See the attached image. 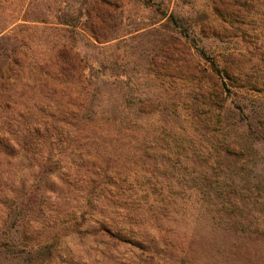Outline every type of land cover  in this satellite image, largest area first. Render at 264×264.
<instances>
[{
  "label": "trees",
  "instance_id": "obj_1",
  "mask_svg": "<svg viewBox=\"0 0 264 264\" xmlns=\"http://www.w3.org/2000/svg\"><path fill=\"white\" fill-rule=\"evenodd\" d=\"M148 1L160 17L144 27H136L138 41L134 43L126 38L127 33L118 32L122 26L120 12H116L117 6L111 1L79 0L77 8L60 7L54 19L60 30H74L79 21L97 44L126 41L128 50L124 54L129 61L142 63V70L147 69L142 73H153L152 76L171 83L190 84L191 94L200 87L194 97L201 94L203 100L219 110L229 100L225 111L245 121L248 130L258 132V127L264 126V0H210L194 20ZM48 12L50 9H29L21 15V21L44 23ZM14 22L16 19L8 22V16L0 10L2 93L18 85L30 63L26 56L21 58L16 35L8 28ZM118 57L110 54L99 59L96 68L78 52L74 37H55L49 53L31 63L37 69L36 80L41 90L52 94L56 106L63 102L60 109L55 106L61 114L52 118L54 125L37 115L24 128V119L14 117L19 108L12 97L3 103L7 118L1 124L2 153L8 159L17 157L19 151L25 152L23 157L32 167L47 171L52 180L44 200L40 197H45L46 189L37 198L29 191L8 204L3 221L13 216L10 222L15 229L5 230L8 240L1 243V258L6 264H86L94 260V264H99L102 256L141 263L153 254L150 241L132 225L138 206L132 185L127 188L116 179L119 171L113 169V163L102 172L103 166L98 164L101 161L95 159L92 149H130L137 140L140 145L148 144L147 136H139L138 132L145 126L147 116L156 110L160 114L158 129H174L176 101L172 96L152 98L138 93L132 69L116 65ZM243 91L250 93L254 101L248 114L246 107L232 103ZM40 125L44 132H40ZM84 127L89 131L80 136ZM73 131L78 137H73ZM215 138L214 135L212 141L218 143ZM220 144L225 152L238 149L230 140L224 139ZM65 149H69L68 155ZM71 191L75 196H68ZM18 225H24L23 231ZM33 234L41 237L40 243ZM18 235L24 241L18 242ZM68 239H77L89 247L70 250L66 246Z\"/></svg>",
  "mask_w": 264,
  "mask_h": 264
},
{
  "label": "rangeland",
  "instance_id": "obj_2",
  "mask_svg": "<svg viewBox=\"0 0 264 264\" xmlns=\"http://www.w3.org/2000/svg\"><path fill=\"white\" fill-rule=\"evenodd\" d=\"M107 1L114 2L116 12H120L122 26L118 32L127 33L126 38L132 39L133 43L138 41L136 27H144L160 17L154 13V7L148 0ZM152 1L168 11L194 20L210 0ZM78 5L79 0H0V10L6 13L8 22L16 19L8 28L16 35V45L22 53L19 56L30 60L18 85L12 91L0 92V137L3 136L1 124L7 118L2 107L5 101H10L9 96L19 108L14 117L24 119V128L30 125L34 116L50 122L61 114L55 109L57 101L52 94L41 90L36 80L37 69L31 64L49 53L55 37L56 40L59 37L66 39L69 35L74 37L78 52L96 68L99 59L110 54L119 55L116 65L132 69L130 73L138 93L152 95V98L155 95L174 97L177 122L174 129H158L160 114L154 110L147 116L145 126L138 131L139 136H147L148 144L140 145L141 141L135 138L137 144L130 149L124 146L104 148L105 151H102V146L92 149V155L101 161L98 164L103 166L102 172L113 163V169L119 171L116 179L127 188L132 185L131 192L138 205L133 212L132 225L150 241L153 252L141 263L120 262L119 259L102 256L99 264H264V126L258 127V132L254 133L236 114L225 111L229 100L225 108L219 110L203 100L201 94L194 97V93L200 92V87L191 94L190 84L171 83L165 78L152 76L150 72L144 74L147 69L142 70V63L126 58L124 52L128 45L124 40L97 44L88 36L87 30L82 29L79 21L74 30H60L54 19L58 9L63 7L67 10ZM39 8L51 11L44 23L21 21L25 11ZM19 23L22 24L16 28ZM123 55L125 57L121 61ZM232 103L246 107V114L251 113L254 105L250 93L244 91ZM60 105H57L59 109ZM53 123L51 121V125ZM88 131L89 128L84 127L79 135H86ZM40 132H44L43 125H40ZM214 135L218 143L212 141ZM73 137H78L75 131ZM224 139L232 141L241 150L235 148L232 153L225 152L220 144ZM64 151L68 155L69 149ZM24 153L19 151L17 157L7 159L0 148V264H6L1 258L4 249L1 243L8 240L5 230L15 229L10 222L13 216L9 221H3L8 213V204L29 191L37 198L52 181L47 177V171L32 167L23 157ZM91 167L94 169L95 166ZM46 179L49 181L45 182ZM56 182L61 187L59 181ZM46 196L47 189L45 197L40 198L44 200ZM68 196H75L74 192ZM18 227L23 231L24 225ZM20 235L18 242L23 240ZM34 237L38 243L41 242V237ZM66 246L70 250L89 247L77 239H68ZM95 262L87 261L86 264Z\"/></svg>",
  "mask_w": 264,
  "mask_h": 264
}]
</instances>
